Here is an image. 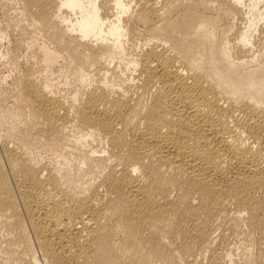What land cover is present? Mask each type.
Returning a JSON list of instances; mask_svg holds the SVG:
<instances>
[{
	"label": "bare ground",
	"instance_id": "6f19581e",
	"mask_svg": "<svg viewBox=\"0 0 264 264\" xmlns=\"http://www.w3.org/2000/svg\"><path fill=\"white\" fill-rule=\"evenodd\" d=\"M15 11L26 23L0 26L26 55L0 110L6 242L29 264H232L242 236L244 264H264V0Z\"/></svg>",
	"mask_w": 264,
	"mask_h": 264
},
{
	"label": "rangeland",
	"instance_id": "374dc122",
	"mask_svg": "<svg viewBox=\"0 0 264 264\" xmlns=\"http://www.w3.org/2000/svg\"><path fill=\"white\" fill-rule=\"evenodd\" d=\"M8 4L11 6L10 10L7 8ZM18 7H19V0H0V26H2V25L4 26L6 24V22H7V20H9V19H12L17 25H23L24 23H26V20H24L22 18V16L20 14H17V12L15 11L16 9H18ZM239 20L241 21V19H239ZM240 21L236 22L235 25L233 26V32H236L239 29L240 25H242V22H240ZM13 34L14 33L9 34V35L7 34L6 37L0 38V51L2 52V53H0V110H3V109L8 110V109L12 108L10 106L13 105L12 103L14 102V99H15L14 95L16 94V92L14 93L12 91L13 80L16 77L20 76L19 73H21L20 70L22 69V67H21L22 64H20V63H21V61L26 59V55L25 54H22V55L19 56V55H16L12 51H9V53H6V50L9 47L10 39L13 36ZM259 44H261L260 41L257 43V45H259ZM257 45L255 44L254 47H256ZM135 49L137 50L136 47H135ZM30 51H31V49H28L27 53H29ZM61 73H62V78L58 77L60 80L58 81V78H57V81L56 80L55 81L58 82L57 83L58 87L61 86V85L63 86V87L62 86L59 87L61 89L60 93L62 95H64L65 97L69 98V95L72 93V91H71L72 88L69 87L70 89L69 88L67 89V87H68V85L71 86V84L69 82H70V79H72V77H71L72 75L65 74V72H61ZM6 75H7V78H4L3 76H6ZM66 75H68V76H66ZM55 77H56V75H55ZM65 80H67V81H65ZM66 82L68 83V85L65 84ZM59 83H60V85H59ZM63 88H64V90H63ZM68 90L71 93H69ZM62 92L63 93L68 92V93L63 94ZM7 114L8 113H6V116H7L6 120H9V121L13 122L14 121L13 120L14 116L10 117V115L8 116ZM9 121L8 122H4L5 123L4 126H6L8 123H11ZM0 126H1L0 130L2 131L4 127L2 125H0ZM0 136H1V133H0ZM36 151L40 153V154L36 153L37 155H45V156H40V158H42V159L44 157L47 158V156H49L48 158H50V156H51L50 152L48 153L50 155H48L45 151H44L45 153H42L43 151L40 152L38 150H35V152ZM35 152H34V154H35ZM0 234H1V237L3 238V240H4L3 242H1L2 240H1V237H0V242H1L0 245L5 244L6 247H7L9 243H7L8 240H6V239H9V237H7V234L5 236V233H4V236H5V239H4V236H2L3 232L0 233ZM232 241H233L232 242V247L234 246L233 249L235 250L234 251L235 257L233 256L234 260H235V263L233 261L232 264H244V258H245V256H244V250L245 249L244 248H246L248 246L247 245L248 242L246 240H244L242 238V236H232ZM236 243H237V245H236ZM13 244L14 243L9 244L11 246H8V247H10V249H12L13 252L8 247L7 248L5 247L6 249H9V250L5 249L6 251L2 250V249H4L3 246H2V249H0V255H1L0 258H3L2 260H4V262H5V263L3 262V264H29L28 263L29 262L28 256L24 257L26 255L22 254V248L19 247V245H17V244H16V246H13ZM243 244H245V245H243ZM241 252H243V254ZM2 253H3V255H2ZM19 254H22V256L24 258H22V256L19 255ZM19 256H21V257H19Z\"/></svg>",
	"mask_w": 264,
	"mask_h": 264
}]
</instances>
